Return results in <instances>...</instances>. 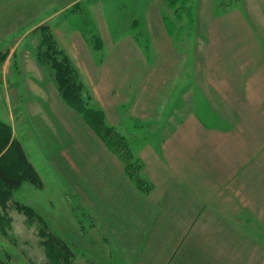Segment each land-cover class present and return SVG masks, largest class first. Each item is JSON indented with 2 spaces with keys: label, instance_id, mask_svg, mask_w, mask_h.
I'll use <instances>...</instances> for the list:
<instances>
[{
  "label": "crops",
  "instance_id": "crops-1",
  "mask_svg": "<svg viewBox=\"0 0 264 264\" xmlns=\"http://www.w3.org/2000/svg\"><path fill=\"white\" fill-rule=\"evenodd\" d=\"M43 1L0 0L1 76L14 53L28 56L22 44L53 18L38 10ZM83 1L97 25L109 24L98 13L101 0H54L65 3L56 12ZM182 2L195 17L176 21L164 0H152L158 13L148 22V49L139 39L110 36L92 48L71 23L51 25L59 46L80 62L110 125H159L133 148L150 182L148 193L82 120H76L79 134L72 133L66 108L52 100L56 92L49 96L45 117L35 119L47 123L54 145L59 136L65 148L54 157L57 172L83 176L88 170L89 182H78L75 202L101 233L100 249L106 244L101 262L264 264V0ZM217 5L224 11L220 21L209 16ZM135 22L126 26L139 25ZM189 40L190 48L184 46ZM252 65L258 69L251 71ZM12 96L8 92L3 98L5 106ZM57 123H63L64 137ZM80 137L79 150L71 153ZM81 156L88 157V165L81 164ZM116 203V213L109 214Z\"/></svg>",
  "mask_w": 264,
  "mask_h": 264
},
{
  "label": "rangeland",
  "instance_id": "rangeland-1",
  "mask_svg": "<svg viewBox=\"0 0 264 264\" xmlns=\"http://www.w3.org/2000/svg\"><path fill=\"white\" fill-rule=\"evenodd\" d=\"M101 1H103V4L101 6L102 10L98 11L99 16L102 19L104 17L108 19L106 21L109 23L104 24L103 26L96 24L94 14H92L87 8L84 1L78 2L74 7L71 6L63 14H57L56 11L62 9L65 3L56 4L54 0H50L49 2L44 0L39 3L38 10L43 12L44 16H53L46 25H48L53 33L52 35L58 46L59 43L51 25H69V23H71L70 27L72 29L76 28L87 44L92 48L102 46L104 42L103 36H110L109 38L117 39V41H121L120 38L124 37L139 39L145 42L142 46L145 45L147 47L146 49H148V42L151 40V31L148 22L153 20L155 13H158L156 5L152 4V0ZM164 1L170 8L166 11L167 14L172 16L171 18L176 21L177 19H185V21H187L195 17V12L189 11V4L186 2L184 3L182 0H172L173 2H171V0ZM170 3H173V6H170ZM222 7L223 6L217 5L216 11L210 12L209 16L217 18V21H220L219 15L224 13V11L221 10ZM151 8L156 9L155 12L150 11ZM175 12L180 14L179 18ZM163 14L166 15L165 11ZM85 15L88 17L87 22L91 24L93 23V27L96 30L95 34L99 39L98 41H92L89 35L85 36L82 32V29L85 28L87 23L83 20V16ZM222 18V21H225L224 16H222ZM132 19L136 21L135 23H139V25L134 24L131 27H127V23ZM99 21L101 20H98V23ZM39 27L33 35L22 44V50L24 52L29 50V52H27L28 56L26 57V55H23L22 58H20L19 55L17 56L16 53H14L9 59V67L8 70H5V75L1 76L2 73L0 70V121L5 122L12 128L13 137L22 144L31 163L33 161L36 165L37 168L34 165L33 166L42 181L41 187H36L30 182H24L18 189L10 192L7 208L0 205V260L7 264H45L48 262V253L52 250L42 243L46 232H43L42 230H44V227H47L70 247L74 253L72 264H110L108 261L101 262L99 258L101 250L106 248V244L103 243L102 249H100V244L103 241L101 233L96 228L90 226L89 220L87 219L90 215L85 213L84 217L82 214L83 211L77 207L75 202V199H77L75 193H78L76 191L78 182H89L88 170L83 176L77 171L74 176H62L60 172H57L59 164L54 157L57 156V152H62L64 146L58 144L60 137L57 135V131L56 135L58 138H54L53 141L56 144L54 145L52 140L50 141L51 138L48 133L49 129H47L45 125L47 123H40L35 119L36 117L40 119L38 115H41V118L45 117L44 112H46L47 108L50 106L48 102L50 101L49 96L52 97L56 92L59 99L55 93L52 100L54 102L55 98L60 106L63 105L64 108H66V112L63 113V115L65 116L67 125L72 133L79 134V124L76 120H82L86 126L95 133L85 122L83 117L77 111L69 107L60 97L53 79L51 68L37 59V52L42 38ZM257 37L260 38L258 35ZM189 42L190 40L184 43V46L188 45L190 48L191 45ZM9 45L10 44L8 43L6 47ZM260 45L262 50L263 44L260 43ZM24 47L26 48V51ZM63 51L68 55L65 50ZM69 58L77 69L85 92L87 95L91 96V105L100 108L105 113V111L95 102L93 95L90 93L87 84L88 80L85 76L86 74H84V71L82 70L83 68H81L82 66L80 62H74L70 56ZM260 58H262L264 62V57L260 56ZM262 60L260 59V62ZM4 62L5 60H3L0 55V69H2ZM251 67V71L258 69L257 65H252ZM8 92L13 96L11 104L5 106L3 104V98L6 97ZM20 94L23 99L20 98ZM28 101L30 102L29 104ZM197 101L198 103H201L199 97H197ZM21 102L24 103V106L18 107ZM177 103L179 104V101ZM179 106L177 107L179 108ZM24 112L27 114L26 116ZM259 113L260 112L257 111L256 115ZM9 114L10 117L11 115L13 116V121H10ZM106 122L110 125L107 118ZM56 125L58 126V129H60V126L62 127L63 123H57ZM155 125L158 124L139 123L134 126L132 123H123L121 126H116L114 128L133 149L147 141V134L155 129ZM164 125L165 124H161V128H157V131L160 132V134L161 132L163 133ZM62 129L64 130V128ZM62 129H60L63 133L61 136L64 137L65 134ZM21 138H23L22 142ZM82 141L83 140L80 137L77 148H69V151L73 153L76 150H79ZM72 156L76 158L75 155L72 154ZM66 157L68 158L67 155ZM80 158L83 166L88 165L87 156H81ZM7 162L8 167L12 169L14 167V159L11 160L10 158ZM18 206L32 208V218L20 211ZM118 208L119 205L117 203L112 205L108 211L109 214L116 213Z\"/></svg>",
  "mask_w": 264,
  "mask_h": 264
},
{
  "label": "trees",
  "instance_id": "trees-1",
  "mask_svg": "<svg viewBox=\"0 0 264 264\" xmlns=\"http://www.w3.org/2000/svg\"><path fill=\"white\" fill-rule=\"evenodd\" d=\"M171 2L173 1L171 0ZM170 6H173V3H170ZM175 13L179 18L180 14ZM83 20L87 22L88 17L83 16ZM93 26V23L87 22L85 28L81 29L85 36L89 35L92 41H98ZM39 30L42 38L37 59L51 68L60 97L83 117L109 150L121 159L127 176L134 181L138 189L148 193L151 185L149 180L142 175L143 162L137 158L122 135L107 124L105 113L100 108L91 105V96L85 92L75 65L58 46L48 25L40 26ZM12 132V128L8 124L0 121V205L4 208H7L9 204L10 192L18 189L24 182H30L36 187L42 186L37 171L22 144L13 137ZM10 158L15 161L12 169L7 165ZM18 209L32 218V208L18 206ZM42 231H46L42 243L52 250L49 251L48 262L45 264H72L74 253L70 247L47 227H44ZM0 264L7 263L0 260Z\"/></svg>",
  "mask_w": 264,
  "mask_h": 264
}]
</instances>
